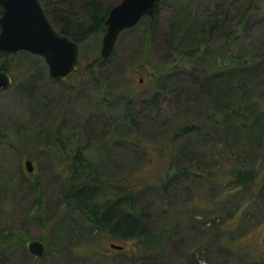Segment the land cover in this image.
I'll return each mask as SVG.
<instances>
[{"label": "rangeland", "instance_id": "rangeland-1", "mask_svg": "<svg viewBox=\"0 0 264 264\" xmlns=\"http://www.w3.org/2000/svg\"><path fill=\"white\" fill-rule=\"evenodd\" d=\"M98 1L114 4L119 0ZM250 1L163 0L148 44L151 58L166 69L176 65L173 57L166 59L168 53L161 40L180 6L190 8L202 19L224 9L228 16L224 29L209 41L223 54L230 48L246 57L264 51V0H254L246 23L236 25ZM147 23L148 19L142 18L120 36L111 60L92 74L86 73L84 66L96 57L93 40L78 54L79 70L64 80L50 78L44 58L38 55L10 56L12 83L0 91V229L22 236L9 248L13 264H187L184 256L194 249L200 264H264L260 255L264 250V202L249 205L239 192L224 187L220 177V168L237 165L242 158L247 161L257 152V158L249 164L264 178V140L257 149V142L251 144L249 154L241 148L246 142L242 131L235 137L220 127L208 126L209 133L203 140L188 136L175 143L177 149L183 143L195 148L198 165L203 166L197 170H203L207 179L196 174L170 182L166 191L154 181L140 189L139 203L149 211L150 228L170 230L164 254L145 252L131 260L130 243H124L123 249H110V240L93 238L82 217L75 212L69 214L62 206L64 194L58 170L65 169L64 152L50 151L44 148L43 140L33 138L51 118L64 135L78 133L76 138L85 154L105 171L107 179L115 181L141 172L172 169L176 159L168 166L169 160L157 153L168 127L182 121L206 120L215 113L209 100L214 96L199 92L194 79L202 78L215 65L220 67L223 60L218 63L214 54L205 51L202 56L186 59L178 68L148 76L156 69H151L142 54ZM235 25L236 33L226 38ZM197 40L182 45L178 52L207 45L204 38ZM93 77L97 79L95 86ZM127 102L134 117L132 123L123 121ZM108 121L122 123L124 128L109 127ZM122 135L126 141L103 145L113 136ZM25 159L32 162L31 171H26ZM180 160V164L191 163L187 158ZM30 173L41 185L38 216L32 206L35 189ZM30 238L43 242L42 256L35 258L28 253L26 241Z\"/></svg>", "mask_w": 264, "mask_h": 264}, {"label": "trees", "instance_id": "trees-1", "mask_svg": "<svg viewBox=\"0 0 264 264\" xmlns=\"http://www.w3.org/2000/svg\"><path fill=\"white\" fill-rule=\"evenodd\" d=\"M39 1H41L43 10L50 22L62 34H67L78 42V54H82L88 46V41L93 40L96 57L84 66L86 73L92 74L98 66L111 60L112 52L109 57L103 59L99 56V47L105 28L104 20L108 8L112 4L98 0ZM253 1L251 0L246 10L240 14V19L236 25L246 23L253 10ZM158 11L153 18L142 16V18L148 19L142 35V42H145L142 45V54H145L143 58L151 69H156V71H150L148 76H156L165 70L178 68L186 59L198 57L199 54L202 56L205 51L214 54L218 63H220L219 59L223 60V63H225V58L228 61L225 66L222 65L223 63H220V67H215V65L210 72L204 73L202 78L195 76L194 79L199 92L214 96L213 99L209 97L212 106L215 108L213 117L210 115L206 120L199 122L182 121V123L175 124L171 128L168 127L165 136H161L163 139H160L157 153L169 160L168 166L172 160L176 159L177 163L172 164V169L169 167L161 173H155V171L141 172L110 181L107 179L105 171L99 169L95 160L87 156L82 145L78 144V138H76L78 133L73 132L70 136L64 135L57 124L53 125L52 118L33 137L36 140H43L44 148L50 151L57 152L60 149L64 152L65 169L61 167L58 170L64 194L62 206L67 209L69 214L75 212L82 217L90 228L89 232L93 238L122 244L121 249L124 248V243H130L131 260L145 252L164 254L168 249L167 238L170 230L166 227L157 230L150 228L148 225L149 211L139 203L140 189L154 181L162 190L166 191L167 185L177 179L184 180L196 174L205 177L203 170L201 172L197 170L203 168L202 165H198L199 156L196 154L198 152L195 148L193 149L192 145L186 143L177 149L175 143L178 140L188 138V136H192L194 141L203 140L205 135L209 133L207 131L208 126L220 127L235 137L238 135V131L239 133L242 131L246 137V142L242 143L241 148L249 154L250 151L248 150L251 149V144L257 142L254 147L257 149L259 146L262 147L261 143L264 140V51L246 57L235 54L230 48V50L225 49L226 52L223 54L222 51L212 47L209 41L224 29L228 20L224 9L220 8L216 12L213 11L205 19H202L198 15H194L190 8L180 6L168 21L165 35L161 40L168 53L166 59L173 57L176 64L174 66L169 65L166 69L151 58L148 49V44L154 36V24ZM142 18L139 20L142 21ZM138 23L131 28L122 30L117 39L130 32ZM236 25L233 30L228 31V35L225 32L226 38L231 33H236ZM198 38H204L207 45L202 49L190 47L181 49V53L178 52L179 47ZM231 39V41L236 40V38L235 40ZM179 40L183 43H179ZM30 54L24 50H19L13 54L4 53L0 50V69L10 70V56H29ZM78 70L79 68L76 72ZM93 79L95 86L97 79L94 77ZM155 95L156 93H154ZM129 108L130 104L127 102L123 121L132 123L134 117ZM108 124L109 127L124 128L122 123L114 124L108 121ZM124 141L126 139L123 135L113 136L103 145L107 146ZM256 153L254 152L247 161L242 158L237 160V165L226 169L220 168V177L224 180V187L239 192L249 205L256 204L258 206L259 202H264V178L254 165L250 166L251 164H249L257 158ZM183 158L189 159L191 163L182 162L180 164L182 161L180 159ZM213 165L215 166V164ZM213 173L217 175V172H210L209 174ZM32 175L30 173L28 177L31 178ZM31 184L35 189V199L32 206L36 207L35 216H38L41 204V185L38 183L36 175L31 178ZM262 211L264 212V210ZM21 237L20 234L13 233L10 229H0V264H13L8 254L9 248L14 242H20ZM196 251L197 249H194L184 256L187 264H200V257H196ZM260 255L264 256V250ZM248 260L251 263L250 258Z\"/></svg>", "mask_w": 264, "mask_h": 264}, {"label": "water", "instance_id": "water-1", "mask_svg": "<svg viewBox=\"0 0 264 264\" xmlns=\"http://www.w3.org/2000/svg\"><path fill=\"white\" fill-rule=\"evenodd\" d=\"M162 0H119L108 9L105 28L100 39L99 56L109 57L120 32L138 23L142 16L154 17ZM0 50L13 54L19 50L44 58L48 75L64 80L78 69L79 45L67 34H62L48 19L39 0H0ZM9 71L0 69V91L11 84ZM26 171L32 162L24 160ZM110 249H121L122 244L110 241ZM26 248L32 257L43 255V242L30 238Z\"/></svg>", "mask_w": 264, "mask_h": 264}]
</instances>
